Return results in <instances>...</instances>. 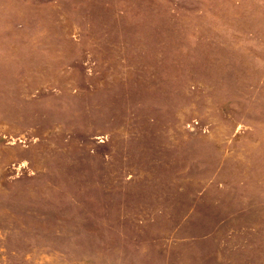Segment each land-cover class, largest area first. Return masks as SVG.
Returning <instances> with one entry per match:
<instances>
[{
	"label": "rangeland",
	"instance_id": "obj_1",
	"mask_svg": "<svg viewBox=\"0 0 264 264\" xmlns=\"http://www.w3.org/2000/svg\"><path fill=\"white\" fill-rule=\"evenodd\" d=\"M0 264H264V0H0Z\"/></svg>",
	"mask_w": 264,
	"mask_h": 264
}]
</instances>
